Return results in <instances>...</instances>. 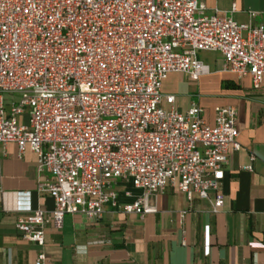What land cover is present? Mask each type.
<instances>
[{"label":"built area","instance_id":"obj_1","mask_svg":"<svg viewBox=\"0 0 264 264\" xmlns=\"http://www.w3.org/2000/svg\"><path fill=\"white\" fill-rule=\"evenodd\" d=\"M202 52L264 87V26L209 13L198 0H0V155L7 145L17 157L31 152L45 175L34 191L52 200L50 211L16 220L23 240L41 249L44 225L99 219L117 207L118 182L142 192L124 214L154 213L147 196L168 187L220 213L223 170L241 149L236 110L216 107L209 125L197 103L182 113L162 93L171 73H210ZM34 264H45L42 252Z\"/></svg>","mask_w":264,"mask_h":264},{"label":"crops","instance_id":"obj_2","mask_svg":"<svg viewBox=\"0 0 264 264\" xmlns=\"http://www.w3.org/2000/svg\"><path fill=\"white\" fill-rule=\"evenodd\" d=\"M198 1L209 13L216 10L239 23L264 26V0ZM232 5L236 7L234 13H230ZM205 64L210 73L198 80L169 74L178 76L186 87L165 91L167 76L162 93L173 95L174 106L182 113L197 103L209 125L213 124L216 107L236 110L241 149L230 153L229 164L224 167L219 214H212L208 201L197 196L189 201L171 187L147 196V205L154 213L143 218L124 214L120 207L135 202L142 192L118 182L117 207L106 205L97 220L64 215L59 230L44 225L40 249L23 240L14 224L30 211L52 209V200L34 191L36 181L45 175H36V159L31 152L26 150L17 157L15 147L7 145L0 155V264H34L39 252L45 264H264V87L253 90L249 76L238 79L225 71L219 54L211 64ZM199 80L201 86L197 85ZM206 83L209 89L204 93ZM250 163L251 172L240 170ZM13 206L19 210L6 211Z\"/></svg>","mask_w":264,"mask_h":264},{"label":"rangeland","instance_id":"obj_3","mask_svg":"<svg viewBox=\"0 0 264 264\" xmlns=\"http://www.w3.org/2000/svg\"><path fill=\"white\" fill-rule=\"evenodd\" d=\"M217 57L216 53H206L202 52L198 55V59L202 60L205 63L211 64L212 60ZM182 81L178 76H168L167 80L164 82V90L167 92H174L180 85L181 87H186V84H182ZM201 82L200 80L198 81L197 85H199ZM201 86V85H199ZM204 88V93L207 92L209 89L208 84L206 83ZM15 99L17 98L16 95L13 96ZM9 99L8 95H3V100L6 101ZM20 123L26 124L27 121V114L26 112L20 117L19 119Z\"/></svg>","mask_w":264,"mask_h":264}]
</instances>
